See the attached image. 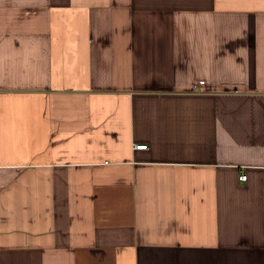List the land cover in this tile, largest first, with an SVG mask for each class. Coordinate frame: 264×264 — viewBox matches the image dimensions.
<instances>
[{"label": "crops", "instance_id": "1", "mask_svg": "<svg viewBox=\"0 0 264 264\" xmlns=\"http://www.w3.org/2000/svg\"><path fill=\"white\" fill-rule=\"evenodd\" d=\"M0 264H264V0H0Z\"/></svg>", "mask_w": 264, "mask_h": 264}, {"label": "built area", "instance_id": "2", "mask_svg": "<svg viewBox=\"0 0 264 264\" xmlns=\"http://www.w3.org/2000/svg\"><path fill=\"white\" fill-rule=\"evenodd\" d=\"M200 85H203V82H200ZM135 149H139V150H146L147 149V146H137V147H134ZM240 180L245 182L247 180V176L246 175H241L240 176Z\"/></svg>", "mask_w": 264, "mask_h": 264}]
</instances>
